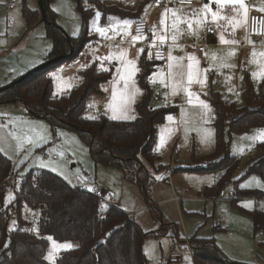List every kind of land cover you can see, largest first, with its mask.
Listing matches in <instances>:
<instances>
[{"label": "rangeland", "instance_id": "374dc122", "mask_svg": "<svg viewBox=\"0 0 264 264\" xmlns=\"http://www.w3.org/2000/svg\"><path fill=\"white\" fill-rule=\"evenodd\" d=\"M100 1L106 6L113 5L126 11H136V15L125 18L110 15L108 22L103 24L101 11L96 8L89 22V32L98 36V40L90 49L83 50L80 56L73 61L58 65L49 71V76L53 81L54 96L68 93L80 82L79 72L86 67L84 58L111 57L105 62H109L111 66L114 65L118 80L124 71V63L117 58L121 51L125 53L124 62L132 60L138 69L139 58L143 54L138 50L140 48L146 50L147 46L152 45L154 27L157 36L164 34L167 37L168 34L170 40H172V35L176 34V40L210 42L208 24L212 23L219 39L221 35L225 40L234 37L236 43L243 45L234 48H220V52L209 50L208 55L210 56H208L206 66H204V58L195 49L197 47L190 46L191 52L181 53L180 70L172 71V75L157 74L150 77L149 82L153 89L151 106L182 107V118L181 124L178 125L176 113H170L162 123L165 125L160 127L158 133L160 137L155 146L157 154L161 157L160 162L156 161L151 167L144 160L145 165L156 179L150 185L147 197L138 183L124 179L121 169L96 163L89 145L78 132L62 127L53 129L47 118L33 116L21 103L0 102V126H2L0 127V151L14 162L16 172L22 180L33 171L45 170L61 177L72 187H80L90 192L101 189L112 193L114 203L118 208L127 211L130 217L139 222L145 232L156 233L149 235L143 242V251L148 264H170L173 257L178 259L176 264H194L192 252L185 241L194 234L201 238H215L222 252L229 259L247 264H264V232L255 233L253 231L252 218L247 213L255 208L264 210V199H241L238 206L231 203L234 198L231 191L254 189L264 192V174L255 172L242 178L247 169L246 161L258 152L256 144L264 141V135H262L264 128H255L250 132L232 136L230 153L240 157L241 163L216 199L204 196L203 191L207 186L217 183L222 172L189 170L195 166L206 165V162L196 163L192 159L193 148L199 156L209 154L215 148V129L212 124L215 109L208 100L207 89L210 79L213 80L215 89L222 92L226 99L243 106L244 100L241 94L243 74L249 71L253 76L252 72L257 73L259 66L264 63V56L260 55L264 49L246 47L247 43L254 44V42L249 37L247 39L246 32L242 29L243 26L228 23L229 19L234 20L237 17L239 5L235 7L223 4L217 6L213 3L210 7L214 11L218 9L220 16L227 19L213 21L209 13L206 22L198 25L195 20L203 17L201 9L207 0H191V3L170 0L173 4L169 9L177 10V19L184 21L178 23L177 31L171 27L174 20L171 12L165 17L166 27L160 25L161 14L166 9L163 5H156L154 13L149 14L145 11L146 6L138 11L140 3L145 0ZM247 1L255 8L264 7V0H245V3ZM151 2L155 3V0ZM81 3L84 7L90 5L88 0H81ZM38 4V0H0V88L13 83L48 60L46 56L53 46V40L47 33L45 22L39 23L38 21L28 28L23 12L24 5L30 10H36L39 8ZM77 4V0H48V6L57 14L55 23L70 37L78 36L82 31V18ZM139 13H141L140 19L148 25V33L145 35L147 39L134 43L131 40V35H135L133 22ZM190 19L193 24L191 29L187 24ZM123 21L131 22V35L125 36L122 28L118 32L109 30L118 23L122 24ZM98 27L106 29L104 36L96 31ZM21 40L26 42V46L23 49H13ZM176 49V46L169 45L168 56L170 52L173 55ZM230 52L234 55L227 54L228 63L222 59V55ZM253 52L256 53L255 57L252 55ZM189 56H195L198 64L189 61ZM201 62H203L204 69L200 71L198 66ZM189 63L197 66L195 72L199 74L200 79L206 78L203 86L195 82L188 85L187 65ZM224 65L230 66L225 67ZM105 68L109 66L106 65ZM136 75L137 71L129 81L130 85H133L130 82L136 80ZM256 78L254 77L253 80L255 79L254 83L258 87L262 78ZM161 80L164 83H161ZM174 83L178 85L176 94H173ZM185 88L191 91V97L188 96ZM94 101L86 110L89 117H95L99 113V104ZM200 101L207 104L208 108H204ZM129 114L132 112L127 111V115ZM169 116L172 117L171 120L168 119ZM180 128L183 135L181 134L179 138ZM162 136L165 140L163 146L160 144ZM17 137L23 141L22 146ZM27 138H31L32 142L29 143ZM177 138H179L178 142ZM41 164L47 166L42 167ZM136 175L139 176L138 173ZM157 177L161 178L157 179ZM19 189L18 184L16 189L6 191V203L16 197ZM174 196L179 201H174ZM246 203H250L251 207H244ZM40 213L41 209L38 205L35 207L24 205L23 207V218L30 222L29 229L38 235ZM16 221V216L12 213L10 228L17 227ZM215 226L221 229L218 227L215 230ZM177 236L178 239H176ZM44 237L48 240L45 258L52 252L53 258L46 259L53 264L61 251L77 246V242L73 240H58L50 235ZM49 237L52 239H48ZM53 241L56 244H68L72 247L54 249Z\"/></svg>", "mask_w": 264, "mask_h": 264}, {"label": "trees", "instance_id": "16d2710c", "mask_svg": "<svg viewBox=\"0 0 264 264\" xmlns=\"http://www.w3.org/2000/svg\"><path fill=\"white\" fill-rule=\"evenodd\" d=\"M77 1L82 31L78 36L70 37L69 43L64 33L52 24L56 22L57 14L48 6V0H45L49 20L45 24L53 40L46 59L59 55L65 58L0 92V102L23 104L33 116L47 118L53 129L62 127L75 130L89 145L96 163L118 167L123 171L124 179L138 183L147 197L150 185L156 179L144 160L151 167L156 161L160 162L161 157L155 150L158 126L165 122L168 114L177 113V107L151 106L153 89L149 79L156 70L153 62L148 59V47L138 65L137 81L143 95L136 104V118L120 120L102 114L95 119H88L85 115L90 96L103 92L101 84L111 79L113 68L102 71L93 63L80 71V82L68 93L53 95V81L49 71L73 61L88 44L98 39L89 32V22L96 8L101 11L102 23H106L110 15L122 18L136 15V11L106 6L100 0H88L90 5L86 7L81 0ZM148 2H141L138 11ZM23 12L28 28L38 22L40 10H30L24 5ZM71 44L74 51L70 54ZM241 94L243 106L233 100H226L218 90L211 89L208 95L215 109L212 123L215 129V148L204 156H198L193 148L192 159L196 163L206 162V165L189 170L222 172L218 182L203 191L204 196L210 199L219 196L223 186L240 166V157L230 153L232 136L264 128V77L256 87L251 74L246 71ZM256 148L258 152L246 161L247 169L242 178L255 172L264 174V141L258 142ZM14 174H17L14 162L0 151V264H53L45 258L48 248L45 235L78 243L74 248L61 251L55 264H148L143 242L149 235L156 233L145 232L127 211L109 207L107 211L101 212L97 198L90 191L72 187L61 177L45 170L28 174L16 197L6 203L4 182ZM233 197L231 203L238 206L242 198L264 199V192L238 189ZM24 205L40 206L39 235L29 229L30 222L23 218ZM12 213L17 219V227L14 229L9 226ZM247 213L252 218L255 233L264 232V210L256 208ZM218 227L215 226V230ZM188 240L194 264H247L227 258L213 237L201 238L194 234Z\"/></svg>", "mask_w": 264, "mask_h": 264}, {"label": "snow or ice", "instance_id": "6c2138e0", "mask_svg": "<svg viewBox=\"0 0 264 264\" xmlns=\"http://www.w3.org/2000/svg\"><path fill=\"white\" fill-rule=\"evenodd\" d=\"M182 3H191V0H181ZM160 0H156V4L157 6L159 5ZM216 4L217 6L219 5H232L233 7H235L236 5H239L240 9L244 10V15L245 17L247 16V8L245 5V0H207V2L205 3L203 9H201V12L204 14L203 17L201 19H197L195 20L196 24H204L207 20V16L210 13L212 20L213 21H217L220 19H227L226 17H222L219 14V10H213L210 5L211 4ZM258 11H260L261 13H264V7H260L257 9ZM147 11V9L145 10ZM169 12H171L172 17L174 18L173 23L171 25V27L174 30L178 31L177 25L178 23L184 22L180 19H177L178 13L177 10L175 9H165L164 12L161 14V20H160V25L166 27V21H165V17H167V15L169 14ZM228 23L230 24H239V21H234L229 19ZM188 24V28L191 29L193 24H192V20L190 19L189 21H187ZM124 30V35L128 36L131 35V22L130 21H123L122 24H117L115 26H113V29H109V30H115V31H119L120 29ZM97 32H99L102 36L105 35L106 29L103 28H97L96 29ZM153 44L152 46H155V41L159 40L161 44H163L167 37L164 34H161L159 36L156 35V29L155 27L153 28ZM147 39L146 36L142 35V30L140 27L136 28V34L135 35H131V40L135 43V42H139L141 40ZM171 39L173 41H176L177 39V35L173 34ZM220 40L222 43H236V41H229V40H225L224 36L221 35L220 36ZM139 53H143L144 49L140 48L138 50ZM229 55H234L233 52H230ZM252 55L255 57L256 53L253 52ZM261 56H264V52L260 53ZM125 56V53L123 51H121V53L119 54V56L117 57L118 59L121 60L122 63H124V71L122 74H120L119 79L124 81V89L123 91H117V90H113L112 93V99L110 101V103L108 104V109L112 112V119H131L133 117H130L127 115V111H128V107L131 103L134 102V97H135V92H139V89H135V92H129L128 88H129V81L132 79L133 75L135 74L136 71H138V69L135 66V62L132 60H128L126 63L123 60V57ZM111 57H104L102 59H110ZM149 58H151V54H149ZM157 58H161L160 54L157 53ZM168 59L170 61H176V65H179V59L177 57H173L171 55V52L169 53ZM213 59H215V56H213ZM189 61H194L196 64H198V61L196 59L195 56H189L188 57ZM225 67H228L230 65H224ZM174 65L173 64H169V68H173ZM187 83L188 85H191L192 83H199L202 86L205 84L206 82V78L205 79H200L199 78V74L197 72L194 71V64L193 63H189L187 65ZM117 72H120V69H117ZM169 75H172V73L170 72ZM253 77H255L257 75V73L253 72L252 73ZM260 75L262 77H264V71L260 72ZM155 82V81H153ZM161 83H164L163 80H161ZM178 85L176 83L173 84V94H176V89H177ZM187 93L188 96L191 97L192 93L191 91H189L187 88L184 89ZM189 103H191V99H189ZM201 105L204 108H208V105L205 104L203 101H200ZM88 119H95V117H88ZM169 120L172 119L171 116L168 117ZM2 127V126H0ZM264 135V134H262ZM18 142L20 143V145L22 146L23 141L20 140V138L17 137ZM28 142L31 143V138H27ZM165 143L164 137H161V146H163V144ZM42 167H46L47 165L41 164ZM55 170V169H54ZM161 177H157V179H160ZM244 207H251L250 203H246L243 205ZM48 239H52L51 237H49ZM71 245L68 244H56L55 241H53V248L54 249H60V248H71ZM47 259L51 260L53 258V253L50 252L49 256L46 257Z\"/></svg>", "mask_w": 264, "mask_h": 264}, {"label": "crops", "instance_id": "0c3cea01", "mask_svg": "<svg viewBox=\"0 0 264 264\" xmlns=\"http://www.w3.org/2000/svg\"><path fill=\"white\" fill-rule=\"evenodd\" d=\"M39 5V4H38ZM149 5H152V7L154 8V10H153V12L152 13H154V11H155V9H156V3H153V2H151V0H149V2L145 5L146 6V9L149 7ZM245 5H246V8H247V16L245 17V15H244V10L243 9H239L238 10V12H237V17H235L234 18V20L236 19V21H239L240 23L239 24H241L242 26H243V28L242 29H244L245 30V32H246V36H247V39H248V24H249V15H250V9H252V10H255V11H258L257 9L258 8H255V7H253L252 5H251V3H249L248 1L245 3ZM39 10H40V7L38 8ZM143 9H144V7H143ZM146 12H148V10L146 11ZM260 12V11H259ZM142 13V12H141ZM141 13H139L138 15H137V17L134 19V20H137V19H140L141 18ZM149 13V12H148ZM152 13H149V14H152ZM40 18H41V11H40ZM38 21H40V20H38ZM107 22H108V20H107ZM106 22V23H107ZM39 23H41V22H39ZM103 24H105V23H103ZM239 24H237V25H239ZM133 25H134V22H133ZM229 27H231V25L229 26ZM97 38H98V36H97ZM209 39H211L210 40V42H200V41H198V40H195V41H186V40H176V41H173V40H170V39H168V34H167V39H166V41L165 42H167V41H169V45H174V46H176L177 47V49L174 51V53H172L173 55V57H174V55H175V57H177L178 59H180V57H181V53H184V52H191V50H190V46H192V48H195L196 46H193V45H191V43H199V44H205V45H207V44H209L208 46H205V48L203 49V50H199L198 48H195V49H197L198 51H199V54H200V56H202L203 58H204V62H205V64H204V66H206L207 65V61H208V56H210V55H208V51L209 50H216V52H220L219 50H220V48H234V47H237L238 45H243V44H238V43H222L221 42V40L219 39V36H217L216 35V33H214L213 35H211V36H209ZM98 40V39H97ZM96 40V41H97ZM227 40H229V41H235V38L234 37H232V38H230V39H227ZM96 41H93V42H91L90 44H88L87 46H86V48L84 49V51L85 50H87V49H90L91 47H92V45H94V43L96 42ZM213 41V42H212ZM155 43H160L159 41H156ZM153 44V43H152ZM139 45V44H138ZM26 46V42L24 41V40H21V41H19L18 42V45L17 46H15V47H13V49H23L24 47ZM147 47H149V46H147ZM246 47H248V48H260V49H264V43H261V44H259V45H254V44H251V43H247L246 44ZM227 54H229V53H225V54H223L222 55V59L223 60H225L226 62H228L229 63V61H228V57H227ZM229 56H231V55H229ZM84 59H86L85 60V63H86V67L85 68H83L82 70H84V69H86L87 68V63L89 62V61H91L92 63H94L96 66H97V68L99 69V70H102V71H105V70H109L110 68H113V74H112V77H111V79H109L108 81H105V82H103L102 84H101V87H102V93H99V94H92L91 96H90V98H89V100H88V104H87V108H88V106L92 103V101L93 100H95V101H97L98 102V104H99V113H98V115L97 116H95V118H97V117H99V116H101L102 114H105V115H107L108 117H112V112L108 109V104L110 103V101H111V99H112V93H113V90L115 89V90H117L118 92L119 91H123V89H124V81H122V80H118L117 78H116V75H115V71H114V65H112L111 66V64L109 63V62H105L107 59H101V58H99V56H95V57H92V58H84ZM139 60H140V58H139ZM264 61V60H263ZM116 62L118 63V61L116 60ZM173 64L174 65V67L173 68H169V64ZM180 64H181V61L179 60V65H176V61H168V72L167 73H160V72H154L152 75H157V74H169L170 72H175V71H177V70H180ZM106 65H108L109 66V68H105L106 67ZM138 65H139V62H138ZM204 66H203V62H201L200 63V66H198L199 68V70L201 71V69L203 68L204 69ZM196 67L197 66H195V64H194V71L196 70ZM81 70V71H82ZM138 70H139V68H138ZM261 71H264V63H262L260 66H259V70L258 71H256L257 72V75L255 76V78L256 77H259V78H262V76L260 75V72ZM246 72V71H245ZM244 72V73H245ZM249 72V71H248ZM80 73V72H79ZM249 73H251V72H249ZM253 73V72H252ZM151 75V76H152ZM244 75V74H243ZM137 76H138V71H137V75H136V80L134 81V82H130V83H133V85H130L129 84V88H128V91L129 92H135V89H139V92H135V97H134V102L133 103H131L130 105H129V107H128V111H130V112H132V114H129L128 116H130V117H133V118H131V119H120V120H132V119H134V118H136V116H137V111H136V104H137V102L142 98V95H143V91H142V88L140 87V85H139V83H138V81H137ZM252 78H254L253 76H252ZM257 79V78H256ZM255 80V79H254ZM150 81V80H149ZM242 83H241V92H242V88H243V77H242V81H241ZM117 83L119 84L118 86H117ZM207 89H208V95H209V92H210V90L211 89H214V90H218V89H215V86H214V84H213V80L212 79H210V82H209V86L207 87ZM219 91V90H218ZM220 92V91H219ZM221 94H222V96H223V93L221 92ZM96 96H99V97H96ZM224 97V96H223ZM225 98V97H224ZM226 99V98H225ZM226 100H229V99H226ZM94 101V102H95ZM177 107V106H176ZM175 108V107H174ZM177 109V113L175 114L176 115V120H177V122H178V125L179 124H181L180 123V121H181V118H182V112H181V109H182V107H177L176 108ZM87 110V109H86ZM85 115L87 116V117H89L87 114H86V111H85ZM215 119V118H214ZM165 124H160L159 126H158V133H159V131H160V127L161 126H164ZM181 134L183 135V133H182V131H181V128H180V135H179V138L181 137ZM159 134H158V139H159ZM179 138H177V142L179 141ZM177 142H176V146H177ZM199 156V155H198ZM173 167V165L171 166V168ZM175 169V168H174ZM173 169V170H174ZM175 171V170H174ZM170 178V177H169ZM178 199L176 196H174L173 197V199ZM242 199H245V198H242ZM254 199V198H253ZM241 200V199H240ZM175 201V200H174ZM178 201H179V199H178ZM256 209V208H255ZM254 210V209H253ZM253 224V223H252ZM223 228H225L224 226H223ZM220 229H221V227H220ZM253 231H254V227H253ZM255 232V231H254ZM187 239H189V238H186V240L185 241H187ZM214 241H215V243H216V245L219 247V249L221 250V248H220V246H219V244L216 242V240H215V238H214ZM78 244V243H77ZM76 247V246H75ZM191 250V249H190ZM222 251V250H221ZM191 252H192V250H191ZM192 257H193V253H192Z\"/></svg>", "mask_w": 264, "mask_h": 264}, {"label": "built area", "instance_id": "2783aa9c", "mask_svg": "<svg viewBox=\"0 0 264 264\" xmlns=\"http://www.w3.org/2000/svg\"><path fill=\"white\" fill-rule=\"evenodd\" d=\"M156 3V0H155ZM172 1L170 0H160L159 5L165 6L167 9H169L172 5ZM149 13H152L154 8L152 5H149L147 8ZM250 15H249V24H248V37L250 40L254 42V45H259L264 40V13H261L259 11H255L250 9ZM140 27L142 30V35H147L148 33V25L146 22H144L141 19H137L134 21L133 25V32L136 34V28ZM215 33L214 26L212 23L208 24V35L211 36ZM169 41L161 43H155V46L152 45L148 47V59L153 62L155 66L156 72L160 73H167L168 72V46ZM191 45L196 46L199 50H203L205 48V44H199V43H191ZM157 53L160 54L161 58H157ZM149 54H151V58H149ZM93 63L89 61L87 63V67H90ZM26 178V176L24 177ZM23 180L20 178L18 174H14L7 178L4 182V187L6 191H11L16 189V186L19 184L20 187L23 183ZM91 193L97 198L99 203V209L101 212L107 211L109 207H117L114 203V196L112 193L103 191L101 189H95L91 191ZM231 194L234 195V192L231 191ZM175 201H178V199L175 198ZM187 245L190 243L187 239L186 241ZM191 249V248H190ZM178 262L177 257H173L170 260V264H176Z\"/></svg>", "mask_w": 264, "mask_h": 264}, {"label": "water", "instance_id": "95a60500", "mask_svg": "<svg viewBox=\"0 0 264 264\" xmlns=\"http://www.w3.org/2000/svg\"><path fill=\"white\" fill-rule=\"evenodd\" d=\"M38 3H39V7H40V11H41V19L39 22H49L48 18H47V11H46V7H45V0H38ZM53 25H55L59 30H61L64 35L67 37L69 43H71V38L70 36H68V34L61 28L59 27L56 23H52ZM74 51V47L73 45L71 44L70 46V54ZM63 58H65L64 55H59V56H56L52 59H49L47 60L46 62H44L42 65H39L38 67L34 68L33 70L29 71L28 73L24 74L23 76L19 77L16 81H14L13 83L9 84V85H6L2 88H0V92L10 88L11 86L15 85L16 83L24 80L25 78H27L29 75H31L32 73L40 70V69H43L45 67H48L50 65H52L53 63H56V62H59L61 61Z\"/></svg>", "mask_w": 264, "mask_h": 264}]
</instances>
